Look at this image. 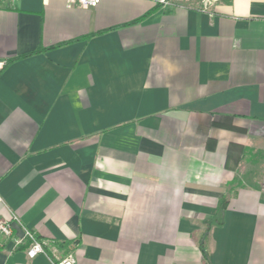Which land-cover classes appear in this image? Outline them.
<instances>
[{"label": "crops", "instance_id": "crops-1", "mask_svg": "<svg viewBox=\"0 0 264 264\" xmlns=\"http://www.w3.org/2000/svg\"><path fill=\"white\" fill-rule=\"evenodd\" d=\"M161 1L0 0V264H264V0Z\"/></svg>", "mask_w": 264, "mask_h": 264}, {"label": "built area", "instance_id": "built-area-1", "mask_svg": "<svg viewBox=\"0 0 264 264\" xmlns=\"http://www.w3.org/2000/svg\"><path fill=\"white\" fill-rule=\"evenodd\" d=\"M68 7L77 5L82 8H94L100 0H66ZM165 4V1H161ZM7 67V60H0V73ZM14 231H19V235H14ZM10 240L15 248L25 246V253L29 259H34L39 255H47L49 242L37 238L21 220L14 214L8 219H0V249L4 247V241ZM50 248V247H49ZM51 258L53 264H75L71 258L60 259L56 256V249L51 248Z\"/></svg>", "mask_w": 264, "mask_h": 264}, {"label": "trees", "instance_id": "trees-1", "mask_svg": "<svg viewBox=\"0 0 264 264\" xmlns=\"http://www.w3.org/2000/svg\"><path fill=\"white\" fill-rule=\"evenodd\" d=\"M136 22H138V21H135V22H133V23H131V24H135ZM99 34H102V32L93 33V34H91V35H88L85 39H88V38L94 37V36L99 35ZM78 40H79V39H78ZM72 42H74V41H70V42H67V43H61V44H58V45H56V46H54V47H51L50 49L60 48V47L66 46V45H68V44H71ZM41 52H43V49H37V50L34 51L33 53H30V54H28V55H25V56H22V57H17V58H15V59H12V60L7 61V65L10 64L11 62H13L14 60H18V59H21V58L29 57V56H32V55H35V54H39V53H41Z\"/></svg>", "mask_w": 264, "mask_h": 264}]
</instances>
